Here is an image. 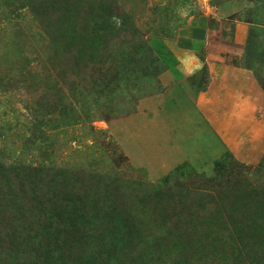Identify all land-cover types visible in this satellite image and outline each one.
<instances>
[{"label":"rangeland","instance_id":"374dc122","mask_svg":"<svg viewBox=\"0 0 264 264\" xmlns=\"http://www.w3.org/2000/svg\"><path fill=\"white\" fill-rule=\"evenodd\" d=\"M3 1L1 162L30 158L22 137L41 90L57 83L73 112L64 126L48 124L45 180H0V264L8 250L18 253L16 264H128L139 236L161 237L172 264H257L250 256L264 250V0H222L248 24L246 41L213 34L209 63L182 80L164 76L121 29L174 43L189 25L214 22L212 0H15L12 21ZM97 25L100 38L88 29ZM107 213L122 221L107 224ZM82 218L92 221L83 226Z\"/></svg>","mask_w":264,"mask_h":264},{"label":"trees","instance_id":"16d2710c","mask_svg":"<svg viewBox=\"0 0 264 264\" xmlns=\"http://www.w3.org/2000/svg\"><path fill=\"white\" fill-rule=\"evenodd\" d=\"M3 6L5 10L4 14L7 15L6 17H8V19L10 18L11 21L14 20L13 18H15V0H4ZM53 13L54 15H58V13L60 12L59 10H55L53 11ZM59 15L61 16V14ZM58 20H56L53 24L52 22L50 23L52 24L51 26L52 28H54V31L57 30V26L60 25V21ZM14 26H16V31L21 30V26L18 23L14 24ZM97 28L93 26H91L90 28L88 27L93 36L100 38L98 36V25ZM121 31H123V35L125 38H131L134 42H136L139 49L146 51L148 49L151 57L156 60V63L158 65L157 68L162 72L164 71L166 64L164 62V59L160 57L156 50L158 48V44H160V41L158 40L159 38L155 37L151 41L145 42L144 39L137 33L138 29H136L133 25L129 26V28H127L126 26L125 28H122ZM75 74L76 73H74V75ZM53 75L55 80L58 79L56 81L59 82L60 77H63V72L57 71ZM130 80V78H127V80L123 79L121 80V82L125 81V83H127L129 87V85L132 84L129 82ZM24 84L25 81H23V85ZM72 84L73 82L71 83V85ZM68 85L70 86V84ZM22 87L26 88V86ZM63 99L64 96L62 89L57 83L54 84V86H52L51 88L41 90V92L37 95L33 105H31L29 108L31 122L28 126V130L30 131V134L28 136L24 135V137H22L23 147L29 150L30 158H22L21 163L6 161L1 162L2 160L0 159V180H35L36 175L39 176L40 180H45L49 173L48 164L50 160L48 159V156L45 155L42 144L47 140L48 124L51 122V124L54 125L51 126V128H48L51 130L56 129L57 126H64L66 124L62 121L68 122V120H70L71 118H67L68 116H70L71 111L73 112L71 103L67 104L65 101H63ZM19 159H21V157ZM49 165H51V162ZM161 181L162 182L160 186H163L168 182V180ZM58 202V200H55V205H57ZM107 214V218L109 220L107 224H110V222H112L114 225H116L117 222L119 223L122 221V218L119 217V215H112L111 213ZM91 221L92 219L86 220L82 218V220H79V223L83 224V226H86ZM126 229L130 230V227ZM84 232L87 233L86 231ZM86 235L88 234H83V236ZM138 238L140 239V241L136 245V247H133L132 250L125 253L127 255L128 264H172L171 255L164 248V242L161 237L149 236L146 238L139 236ZM127 240L128 239L126 238L123 244ZM123 244L121 253L125 249V246H123ZM111 247H109V249L113 250V247ZM258 254L259 256H250V262L264 264V250L261 249V251L256 255ZM120 255L121 254L115 255V257L119 259ZM2 257L4 261L3 264H16L18 261V253L13 252V250H8ZM114 261L116 260L113 259V262Z\"/></svg>","mask_w":264,"mask_h":264},{"label":"crops","instance_id":"0c3cea01","mask_svg":"<svg viewBox=\"0 0 264 264\" xmlns=\"http://www.w3.org/2000/svg\"><path fill=\"white\" fill-rule=\"evenodd\" d=\"M212 1L214 7L209 19H213L214 22L210 23L207 20L201 25H189L174 43L167 39H158L160 44L156 50L166 64L164 76L170 75L173 80L175 78L182 80L200 69L204 60L208 64V59L217 48L213 45L215 44L212 41L213 34H217L219 40L225 43L243 44L246 41L248 24L232 16L230 4H225V1L222 3V0ZM170 42L173 43L172 47L169 46ZM234 74L236 83L243 84L240 74L235 72Z\"/></svg>","mask_w":264,"mask_h":264}]
</instances>
